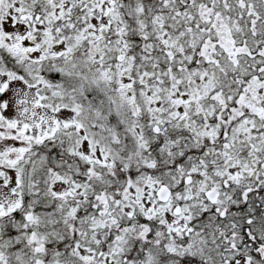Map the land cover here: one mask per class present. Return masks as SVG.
Wrapping results in <instances>:
<instances>
[{"label":"snow or ice","instance_id":"snow-or-ice-1","mask_svg":"<svg viewBox=\"0 0 264 264\" xmlns=\"http://www.w3.org/2000/svg\"><path fill=\"white\" fill-rule=\"evenodd\" d=\"M0 264H264V0H0Z\"/></svg>","mask_w":264,"mask_h":264}]
</instances>
